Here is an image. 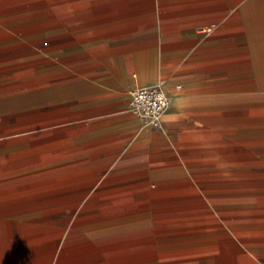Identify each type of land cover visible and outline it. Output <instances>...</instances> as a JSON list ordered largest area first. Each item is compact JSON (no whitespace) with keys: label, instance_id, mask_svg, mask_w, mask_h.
I'll use <instances>...</instances> for the list:
<instances>
[{"label":"crops","instance_id":"1","mask_svg":"<svg viewBox=\"0 0 264 264\" xmlns=\"http://www.w3.org/2000/svg\"><path fill=\"white\" fill-rule=\"evenodd\" d=\"M0 264H264V0H0Z\"/></svg>","mask_w":264,"mask_h":264},{"label":"built area","instance_id":"2","mask_svg":"<svg viewBox=\"0 0 264 264\" xmlns=\"http://www.w3.org/2000/svg\"><path fill=\"white\" fill-rule=\"evenodd\" d=\"M168 104V93L162 84L136 87L131 90L130 106L132 111L154 126H159L161 116Z\"/></svg>","mask_w":264,"mask_h":264}]
</instances>
